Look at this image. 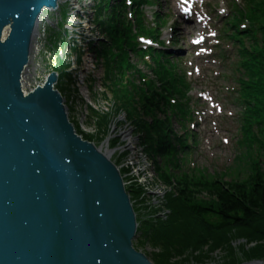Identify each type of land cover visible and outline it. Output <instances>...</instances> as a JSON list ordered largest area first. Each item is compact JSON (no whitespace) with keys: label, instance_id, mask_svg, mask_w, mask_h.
Masks as SVG:
<instances>
[{"label":"water","instance_id":"95a60500","mask_svg":"<svg viewBox=\"0 0 264 264\" xmlns=\"http://www.w3.org/2000/svg\"><path fill=\"white\" fill-rule=\"evenodd\" d=\"M61 1L0 0V264H155L134 246L120 168L77 132L58 73L22 89L42 14Z\"/></svg>","mask_w":264,"mask_h":264},{"label":"rangeland","instance_id":"374dc122","mask_svg":"<svg viewBox=\"0 0 264 264\" xmlns=\"http://www.w3.org/2000/svg\"><path fill=\"white\" fill-rule=\"evenodd\" d=\"M173 1L160 0L162 13L175 11ZM260 1L244 0L243 5L233 1L229 4L231 14L217 18L223 38L237 48L233 57H237L239 53V59L233 63V68L229 65L223 66V63L215 67V70L226 71L225 74L231 73L234 79L220 75L212 76L206 82L197 78L195 73L191 76L193 89L190 96L195 116L197 109L202 110L201 105L205 109L206 105L202 98H198L197 89L211 90L215 99L224 105V112L220 115L207 114L202 119L197 118L196 122L195 117L194 121L189 123L191 134L194 135V131L197 133L198 144L193 150L190 149L193 153L188 156L185 168H200L207 173H219L223 170L233 177L240 168L244 174L248 171V163L238 162L239 157L246 156L248 149L246 143L240 144L243 137L241 128L238 129L237 119L239 118L240 124L241 115L242 123L248 115L247 109L252 106L250 100L255 101L263 95L261 75H255L248 69L264 66L263 58L253 56L261 50L264 41L263 6ZM94 5V0H63L58 10L48 8L43 12L41 19L46 24L41 28V46L30 64V67L37 64L38 67L33 70L37 75L30 85L43 86L53 73L64 76L63 64L67 63L66 72L70 78L65 75L60 85L66 88L61 92L69 108L70 121L84 139L94 142L102 149L107 147L111 160L120 168L138 222L134 246L155 264H242L252 259L264 262V257H258L264 255V237L248 234L242 227H232L224 231L222 239L214 233L207 240L189 245L182 251L163 247L143 236L139 228L146 219L152 218L157 222L167 220L171 216V211L166 205L168 189L157 179L153 161L147 157V153H142L143 148L138 141L141 139V133L138 131L136 118L139 116L140 98L131 96L127 107L120 104L121 101L115 96L117 92L106 85L105 65L97 60L87 45L88 40L101 38L94 22ZM239 20L244 21L248 28L240 29ZM170 24L171 22L167 25ZM233 25H236V28L232 29ZM181 27H177V45L174 48L177 55L185 57L189 64V59H192L189 48L190 35ZM76 48L84 51L82 57ZM136 60L140 58L133 54V61ZM139 66L153 76L143 63H139ZM230 68L234 71L231 72ZM188 69L192 70V67L189 66ZM129 74L133 72L130 71L127 75ZM33 80L36 82L32 83ZM26 82L28 83L27 80ZM236 84L237 90L232 96L231 87ZM60 85H57L59 90ZM255 106L258 113L259 104L256 103ZM228 110L232 113L231 117L226 115ZM254 117L256 119L252 121V128L261 139L263 134L258 135V132L263 128L259 121H262L263 117ZM175 128L184 133L188 130V125L186 128L183 120H180L176 121ZM223 137H229L230 142L225 143ZM248 142L252 145L249 155L253 154L258 166L264 168V154L259 150L260 140L252 137ZM160 163L163 164V157ZM230 178V175L227 176V179Z\"/></svg>","mask_w":264,"mask_h":264},{"label":"trees","instance_id":"16d2710c","mask_svg":"<svg viewBox=\"0 0 264 264\" xmlns=\"http://www.w3.org/2000/svg\"><path fill=\"white\" fill-rule=\"evenodd\" d=\"M94 1V22L101 38L90 39L87 45L97 60L105 65L106 85L117 92L115 96L120 104L127 107L131 96L140 98L141 106L136 118L141 133L138 141L143 148L142 153H147L153 161L157 179L168 189L166 205L171 216L157 222L152 218L146 219L139 228L143 236L176 251L201 243L214 233L222 239L224 231L232 227H242L248 234L264 237V168L258 166L253 155H249V146L246 156L238 158L248 163L246 174L241 168L235 177L226 171L207 173L200 168H185L190 154L188 131L180 133L175 128L176 121L180 120L185 126L188 115L186 95L190 87L181 63L170 53L157 52L152 57V64L146 66L153 76L144 71L139 63H147L142 58L144 51L139 47L136 34H154L145 30L139 17L136 26L127 23L123 0ZM260 3L264 20V0ZM76 51L80 57L83 56L82 49ZM245 51L248 52L247 49ZM133 54L140 60L133 61ZM253 56L264 60V41L261 50ZM63 65L62 71L70 78L67 63ZM248 69L255 75H261L263 95L257 97L254 104L259 103L258 114L264 117V66ZM130 71L133 72L131 80L125 82L126 72ZM65 75L60 77V83H63ZM143 77L149 81H143ZM64 90L66 88L61 84L60 91ZM172 98H176L175 103ZM251 132L252 125L246 120L244 134L247 141L253 135ZM260 140V148L264 152V137ZM162 157L163 164L160 163ZM229 175L231 178L227 179Z\"/></svg>","mask_w":264,"mask_h":264},{"label":"bare ground","instance_id":"6f19581e","mask_svg":"<svg viewBox=\"0 0 264 264\" xmlns=\"http://www.w3.org/2000/svg\"><path fill=\"white\" fill-rule=\"evenodd\" d=\"M45 10H47V9H45ZM42 20L43 19H41V22H40L39 34L36 36V39H35V42H34V46L32 48V62L34 61V58L38 54V51H39L40 46H41V38H42L41 28L43 27V24H46L45 21L43 20V22H42ZM37 67H38L37 64H34L32 67L29 68V70L25 71L24 74H23L22 89L24 90L25 93H28L29 91H31L34 88H36V87L31 86L30 82H31L32 79H35V77L37 75V72L33 71ZM26 80L28 81V83L26 82ZM34 82H36V81L33 80L32 83H34ZM103 150L104 151L107 150L109 152L107 147L103 148Z\"/></svg>","mask_w":264,"mask_h":264}]
</instances>
